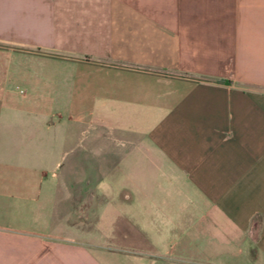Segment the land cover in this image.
Here are the masks:
<instances>
[{"label":"crops","instance_id":"crops-1","mask_svg":"<svg viewBox=\"0 0 264 264\" xmlns=\"http://www.w3.org/2000/svg\"><path fill=\"white\" fill-rule=\"evenodd\" d=\"M93 120L88 177H48ZM86 184L110 229L50 226ZM0 264H264V0H0Z\"/></svg>","mask_w":264,"mask_h":264},{"label":"rangeland","instance_id":"rangeland-1","mask_svg":"<svg viewBox=\"0 0 264 264\" xmlns=\"http://www.w3.org/2000/svg\"><path fill=\"white\" fill-rule=\"evenodd\" d=\"M89 111V110H88ZM88 111H84L85 115L88 116ZM66 124V123H65ZM64 124V125H65ZM65 129H68L67 126H64ZM74 131L71 133H67L64 137V140L57 144L56 146L51 147L50 151L48 152L47 156L44 158V165L46 175L48 177H61L62 179H73L76 178L80 181H84L85 178L88 177V172L90 167L94 168V163L98 162L99 156L96 155L98 158L95 161V145L97 142L102 145L105 149L108 147V143L103 140L93 141L94 137L90 134L94 130H98L102 136H105V132L107 129L106 123L104 121H86L84 125L79 126V129H82L80 135L78 136L77 129L78 127H70ZM100 129V130H99ZM115 130H118L115 128ZM127 132V131H124ZM70 134V135H69ZM90 136V137H89ZM120 144V142H118ZM115 161V160H114ZM97 164V163H96ZM104 166V163H102ZM100 170L103 172L104 168L100 166ZM60 190L55 194L53 203L58 204V208L53 210L52 212H58L60 210V205L62 204V197L66 195V191L63 190V185H60ZM113 189L119 188L120 186H112ZM94 193V188L92 189L87 184L82 187V210H86V215H82L81 217H49V225L54 226L56 223H61L58 220H61L64 224L63 225H70V226H77L79 228L87 230L90 227H95L97 231H106L109 230L111 227L112 222L115 220L116 213H120V206L119 205H111L108 202H99V201H92L91 206H89V200ZM96 203L97 207V215L96 216H89L88 209L92 208V204ZM71 205V203H70ZM60 212V211H59ZM26 218V225H44V218Z\"/></svg>","mask_w":264,"mask_h":264}]
</instances>
